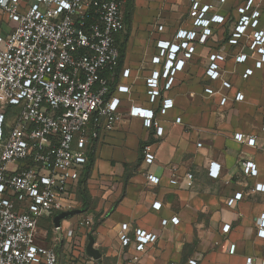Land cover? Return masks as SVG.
<instances>
[{
	"label": "built area",
	"instance_id": "built-area-1",
	"mask_svg": "<svg viewBox=\"0 0 264 264\" xmlns=\"http://www.w3.org/2000/svg\"><path fill=\"white\" fill-rule=\"evenodd\" d=\"M126 1L0 0V15L15 22L8 35L0 36V264H59V245L73 255L74 243L64 232L63 223L54 227L59 232L54 244L46 246L38 242L39 222L74 208L73 197L89 155L96 154V143L115 128L119 119L122 99L117 93L129 92V86H114L120 58L117 36L125 25ZM193 1L195 14L200 11L197 27L210 31L211 23L223 20L219 14L204 17L210 6L198 8V1ZM249 22L250 16L243 15L237 25L238 36ZM163 29L160 25L159 30ZM177 34L180 44L158 40L157 46L167 57L165 70H154L147 78L151 102L162 98L163 90L169 89L173 82L175 71L183 68L185 60L177 58V54L183 52L184 57L190 58L193 53L190 43L196 39L197 31L180 29ZM253 43L264 57L263 29L254 32ZM242 58L244 61L246 56ZM161 60L160 55L153 57L154 63ZM252 73V68H246L243 76ZM206 74L218 79L217 64L212 63ZM162 77L167 79L163 84ZM241 96L238 92L236 100ZM226 100L224 97L221 102ZM161 106L160 111L165 113L173 106V100L163 98ZM9 114L14 117L11 123ZM129 114L143 118L146 127H156V134L163 136L164 129L155 120L153 109L132 106ZM235 137L241 140L243 135L237 133ZM248 142L254 145L255 137ZM143 152L147 160L155 159L149 146ZM245 171L256 175L254 162H246ZM219 174L220 168L212 162L210 175ZM148 178L159 183L155 175ZM193 178V173H186L187 186L193 185ZM171 182L177 180L173 178ZM256 189L264 191V183H258ZM241 194L237 193L229 203ZM154 205L160 207L159 202ZM168 222L177 224L179 217L164 219L162 224ZM86 223L92 224L93 219L87 216ZM229 228L230 225H225L223 230ZM129 231V223H123L120 240L124 246L134 240L137 251H144L157 240L156 234L142 228L135 229L134 239ZM259 234L264 237V213ZM234 250L232 245L230 252ZM72 259L75 264H97L86 253V246L81 259ZM188 264L198 261L191 259Z\"/></svg>",
	"mask_w": 264,
	"mask_h": 264
},
{
	"label": "crops",
	"instance_id": "crops-1",
	"mask_svg": "<svg viewBox=\"0 0 264 264\" xmlns=\"http://www.w3.org/2000/svg\"><path fill=\"white\" fill-rule=\"evenodd\" d=\"M138 3L142 12L145 0ZM14 24L0 15V36L8 35ZM157 48L143 39L128 45L114 86H129V92L117 93L122 99L119 119L96 143L85 182V214L98 220L93 235L102 256L97 264H188L191 259L198 264H249L248 258L250 264H264V237L259 234L264 191L256 189L264 183V68L253 69L251 75L259 76L242 88L233 84L236 71L229 70L232 86L225 88L222 79L207 76L201 52L190 58L180 52L183 68L175 71L162 98L151 102L147 78L154 70H165L167 57ZM156 55L163 61L154 63ZM166 80L162 77L161 84ZM238 92L242 96L236 100ZM163 98L173 100L165 113L160 111ZM132 106L153 109L163 136L156 134V127H146L143 118L131 116ZM237 133L243 135L241 140ZM250 137H255L254 145ZM142 143L155 154L153 161L145 158ZM248 161L254 162L256 175L246 173ZM212 162L220 168L218 177L210 175ZM188 172L194 175L191 187L186 184ZM150 174L159 177V183H152ZM237 193L241 197L229 203ZM155 202L160 207H154ZM174 216L179 223L162 224ZM123 223H129L132 239L135 229L142 228L157 240L144 251L136 250L134 240L124 246ZM225 225H230L228 231Z\"/></svg>",
	"mask_w": 264,
	"mask_h": 264
},
{
	"label": "rangeland",
	"instance_id": "rangeland-1",
	"mask_svg": "<svg viewBox=\"0 0 264 264\" xmlns=\"http://www.w3.org/2000/svg\"><path fill=\"white\" fill-rule=\"evenodd\" d=\"M138 1L134 0L124 7L126 20L118 38L120 43H123L125 35L128 34L126 52L130 43L135 41L138 44L142 39L145 40L148 47L156 46L159 39L180 44L178 31L193 29L197 31L196 39L190 43L194 47L193 53L198 51V54L200 52L203 54L206 71L212 63L217 64L220 71L219 78L222 79L225 88L228 87L227 83L232 86L231 79L227 75L229 70L236 71L233 84L242 88L244 84L253 82L254 78L259 76V74L250 75L246 80L242 77L244 69L264 68V57L253 43L254 32L264 30V0H197L198 8L205 4L210 6L204 17L211 18L215 14L223 17L221 22L211 23L210 31L201 30L196 26V17L200 11L197 15L195 14V1L193 0H172L171 2L145 0L146 4H143L142 12H140L141 7H139ZM242 10L245 12L243 13ZM151 11H153V16L150 19ZM243 15L250 16V22L246 30L238 36L237 25L240 24ZM161 23L165 25L164 32L159 30ZM157 49L161 51L159 47ZM213 55H216L215 59L212 58ZM244 56L246 59L241 61ZM13 118V114L8 115L10 123ZM73 198L78 200L72 203L73 209H79L80 212L64 219V223L62 221L64 232L70 235L69 238L74 243L73 255L64 248L61 251L59 264H75L72 257L76 260L82 258L88 242V235L95 223L98 222V220H93L92 224H87V214L82 207L81 197L78 195ZM57 236H59V232L54 229L53 219L50 216L43 218L38 229V242L50 246L54 244V239Z\"/></svg>",
	"mask_w": 264,
	"mask_h": 264
},
{
	"label": "trees",
	"instance_id": "trees-1",
	"mask_svg": "<svg viewBox=\"0 0 264 264\" xmlns=\"http://www.w3.org/2000/svg\"><path fill=\"white\" fill-rule=\"evenodd\" d=\"M132 1H134V0H127L125 5L129 4ZM125 5H124V7H125ZM124 15H125V20H126V11L125 10H124ZM128 38H129V36H128V34H126L123 43H120L119 38L117 36V44H118L119 50H120L119 66H118V69H117L118 72H119L120 66L122 64V60L124 59L125 54H126V43H127ZM145 144L146 143H142V148H141L142 151H143V149L145 147ZM94 161H95V153H91L89 155L88 163H87V165L85 167V171H84V173H83V175H82V177L80 179V182L78 184V188H77V191H76L77 196L79 195L81 197L82 207L84 208V211H85V208H86V205H87V202H88V198L85 195V182H86V179H87V177H88V175L90 173V169H91V166L94 163ZM55 215L50 216V217L53 219ZM41 221H42V219L40 220L39 225H40ZM97 224H98V222H96L95 225L93 226V228H92L93 232H94L95 226ZM53 225H54V223H53ZM57 250L61 254V251L63 250L62 245L57 246Z\"/></svg>",
	"mask_w": 264,
	"mask_h": 264
},
{
	"label": "water",
	"instance_id": "water-1",
	"mask_svg": "<svg viewBox=\"0 0 264 264\" xmlns=\"http://www.w3.org/2000/svg\"><path fill=\"white\" fill-rule=\"evenodd\" d=\"M79 212H80L79 209H71V210L62 211L56 214L53 218L54 226L56 228H59L62 224L63 219L71 217ZM86 253L92 258H94L95 260H99L102 256L99 249L95 247V236L93 235V233H90L88 236V242L86 245Z\"/></svg>",
	"mask_w": 264,
	"mask_h": 264
}]
</instances>
